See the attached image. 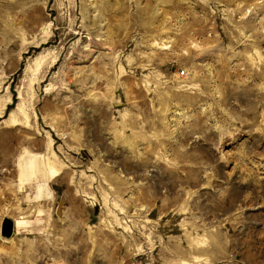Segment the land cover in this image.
Listing matches in <instances>:
<instances>
[{"label":"rangeland","instance_id":"rangeland-1","mask_svg":"<svg viewBox=\"0 0 264 264\" xmlns=\"http://www.w3.org/2000/svg\"><path fill=\"white\" fill-rule=\"evenodd\" d=\"M0 264H264V0H0Z\"/></svg>","mask_w":264,"mask_h":264},{"label":"water","instance_id":"water-1","mask_svg":"<svg viewBox=\"0 0 264 264\" xmlns=\"http://www.w3.org/2000/svg\"><path fill=\"white\" fill-rule=\"evenodd\" d=\"M63 202V200H62ZM14 231V222L10 218H5L2 223L1 232L6 236H10Z\"/></svg>","mask_w":264,"mask_h":264},{"label":"bare ground","instance_id":"bare-ground-1","mask_svg":"<svg viewBox=\"0 0 264 264\" xmlns=\"http://www.w3.org/2000/svg\"><path fill=\"white\" fill-rule=\"evenodd\" d=\"M32 156L30 155V154H28V156H25V157H23V160L30 166V168H31V170H32V172H37V174H40L41 173V167H40V164H38V163H34L32 160V158H31ZM40 170V171H39ZM29 171V170H28ZM19 173H21V172H19ZM25 217V216H24ZM24 217H20V218H24ZM17 225H22V223H20L19 222V224H17ZM23 226V225H22Z\"/></svg>","mask_w":264,"mask_h":264}]
</instances>
